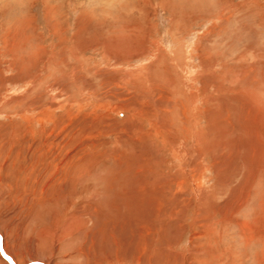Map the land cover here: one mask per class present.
I'll return each instance as SVG.
<instances>
[{"label": "rangeland", "instance_id": "obj_1", "mask_svg": "<svg viewBox=\"0 0 264 264\" xmlns=\"http://www.w3.org/2000/svg\"><path fill=\"white\" fill-rule=\"evenodd\" d=\"M0 246L264 264V0H0Z\"/></svg>", "mask_w": 264, "mask_h": 264}, {"label": "bare ground", "instance_id": "obj_2", "mask_svg": "<svg viewBox=\"0 0 264 264\" xmlns=\"http://www.w3.org/2000/svg\"><path fill=\"white\" fill-rule=\"evenodd\" d=\"M131 76V75H130ZM195 106V105H194ZM192 178V177H191ZM197 186V185H196ZM200 187V186H199ZM114 240V239H113ZM130 242V241H129ZM0 248H1V246H0ZM5 254L3 253V256H4ZM7 259L11 262V263H13V261L9 258V257H7ZM39 263V262H38ZM37 262L36 263H30V264H38ZM15 264V263H14ZM39 264H43V263H39Z\"/></svg>", "mask_w": 264, "mask_h": 264}, {"label": "water", "instance_id": "obj_3", "mask_svg": "<svg viewBox=\"0 0 264 264\" xmlns=\"http://www.w3.org/2000/svg\"><path fill=\"white\" fill-rule=\"evenodd\" d=\"M4 257H5V258H7V256H6V255H4ZM29 264H30V263H29Z\"/></svg>", "mask_w": 264, "mask_h": 264}]
</instances>
